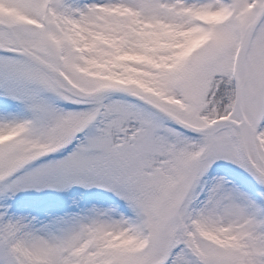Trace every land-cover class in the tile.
Masks as SVG:
<instances>
[{"label": "snow or ice", "instance_id": "snow-or-ice-1", "mask_svg": "<svg viewBox=\"0 0 264 264\" xmlns=\"http://www.w3.org/2000/svg\"><path fill=\"white\" fill-rule=\"evenodd\" d=\"M0 264H264V0H0Z\"/></svg>", "mask_w": 264, "mask_h": 264}]
</instances>
